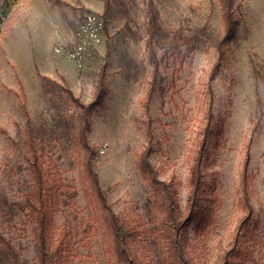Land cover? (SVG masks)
I'll use <instances>...</instances> for the list:
<instances>
[{"label": "rangeland", "instance_id": "obj_1", "mask_svg": "<svg viewBox=\"0 0 264 264\" xmlns=\"http://www.w3.org/2000/svg\"><path fill=\"white\" fill-rule=\"evenodd\" d=\"M236 6L238 38L225 48L212 82L222 30L219 0H0V198L23 201L27 163L17 144L32 128L65 193L76 194L74 207L64 201L55 217L56 236L67 223L74 230L67 264H114L108 232L89 207L77 131L84 128L107 203L134 235L133 255L142 264H163L138 163L152 134L149 162L160 181L177 188L184 211L206 126L207 220L187 231L190 263L221 264L225 252L237 248L233 264H264V0H236ZM92 16L102 21L100 42L87 44L79 62L73 54L88 41L81 24ZM101 81L103 105L83 124L65 90L88 106ZM0 231L13 242L20 264L36 263L33 231L22 218Z\"/></svg>", "mask_w": 264, "mask_h": 264}, {"label": "trees", "instance_id": "obj_2", "mask_svg": "<svg viewBox=\"0 0 264 264\" xmlns=\"http://www.w3.org/2000/svg\"><path fill=\"white\" fill-rule=\"evenodd\" d=\"M219 3L221 5L222 30L220 38L216 41L218 58L210 75L212 82L226 59L225 48L238 38L239 28L236 0H219ZM5 16L6 11H2L1 19ZM155 20L153 17V21ZM179 41L176 39L173 42L175 49L179 47ZM65 93L80 108L82 122L86 124L88 114L103 105L105 87L101 81L95 99L88 106L82 105L69 90H65ZM153 94L152 86L145 101L146 107H148ZM212 97V89L209 88L206 98L208 123L213 120ZM208 133V126H206L190 169L184 211L181 210L177 188L172 183L160 181L157 171L149 162V157L153 152L151 148L152 134H148L150 143L138 163V170L150 190L151 222H154L155 244L164 255L163 264H191L187 231L196 222L202 226L203 221L207 220V210L204 206L206 195L204 161L208 154L206 148ZM9 140L12 142L11 139ZM75 141L77 142L82 178L88 184L89 193H87V197L91 214L95 220L102 222L108 232V253L114 264H142L130 249L129 240L134 235L126 230L119 216L113 213L100 188L98 176L93 171L91 162L93 150L87 143L84 128L76 132ZM17 147L25 155L29 187L20 203L12 205L6 199L0 198V226L3 224L12 226L16 220L22 218L24 223L30 226L33 231L37 253L35 264H67L72 254L74 230L67 223L56 236L55 217L61 212L64 201H68L69 206L74 207L76 194L70 191L65 193L66 186L59 173L51 172L48 166L47 153L43 149V138L37 131L28 127L24 138L20 144H17ZM250 219L251 212L248 213L242 225H247ZM239 255L237 248H233L225 252L219 263L233 264V259ZM0 260L3 261V264H20L19 252L13 242L6 238L1 231Z\"/></svg>", "mask_w": 264, "mask_h": 264}, {"label": "built area", "instance_id": "obj_3", "mask_svg": "<svg viewBox=\"0 0 264 264\" xmlns=\"http://www.w3.org/2000/svg\"><path fill=\"white\" fill-rule=\"evenodd\" d=\"M102 27L103 25L101 19L95 16L89 17L82 22L81 33L87 37L88 41L83 42V44L79 45L75 50L73 57L76 58V60L79 62L82 60L81 58L86 53L87 44H97L100 42V32Z\"/></svg>", "mask_w": 264, "mask_h": 264}]
</instances>
